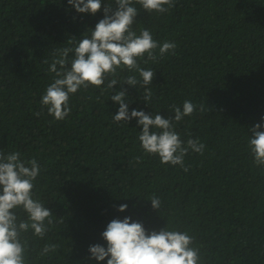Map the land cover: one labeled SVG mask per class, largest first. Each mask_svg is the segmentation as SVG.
<instances>
[{
    "label": "trees",
    "instance_id": "obj_1",
    "mask_svg": "<svg viewBox=\"0 0 264 264\" xmlns=\"http://www.w3.org/2000/svg\"><path fill=\"white\" fill-rule=\"evenodd\" d=\"M107 4L117 7L103 0L92 15L78 13L68 0H0V150L38 161L34 198L58 221L43 240L31 230L24 234L27 264H107L90 259L89 246L106 248L108 223L129 216L149 233L166 226L187 231L202 264H264V171L248 150L250 128L264 125V0H176L162 15L134 4L137 35L147 28L177 49L156 63L140 62L156 72L153 99L148 105L143 88L125 84L129 113L169 118L173 104L204 105L203 113L176 125L183 141L205 144L203 155L190 150L185 156L187 173L144 154L137 119L113 121L119 104L110 96L119 83L113 92L90 86L71 95V113L62 121L40 104L54 78L47 71L52 52L90 37ZM128 75L141 79L126 70L117 78ZM153 194L160 211L147 200ZM121 204L126 211H118ZM46 243L60 247L41 257Z\"/></svg>",
    "mask_w": 264,
    "mask_h": 264
},
{
    "label": "clouds",
    "instance_id": "obj_2",
    "mask_svg": "<svg viewBox=\"0 0 264 264\" xmlns=\"http://www.w3.org/2000/svg\"><path fill=\"white\" fill-rule=\"evenodd\" d=\"M103 0H68V4L78 13L95 15L102 8ZM176 0H115L103 7L104 18L91 30L90 37L84 36L74 47L55 49L47 71L54 74L42 96L40 104L47 109L48 115L56 121H62L71 113L70 96L90 86L103 90H114L121 85V90L110 99L119 104V110L113 121L129 123L133 118L142 126L138 139L145 155L158 156L161 164L179 165L184 172L189 171L184 158L192 152L204 154L205 144L199 139H181L176 125L185 117L192 116L197 110L205 111L204 105H196L191 100L183 102L182 109L175 104L170 106L174 116L165 118L158 112L154 116L142 110L132 109L124 85L144 89L142 100L148 105L153 99L152 88L156 72L144 68L143 64L156 63L165 55H176L177 44L165 40L162 44L153 38L147 28L140 34L133 29L139 4L148 13L164 14L175 6ZM71 43V41H70ZM158 50V51H157ZM74 57L69 59V54ZM44 63L48 64L47 60ZM70 64V67H69ZM128 71L136 75L117 78L119 72ZM39 116L40 113H35ZM264 120V117H262ZM175 122V123H174ZM264 125L257 123L250 128L248 150L254 158V165L264 171ZM155 129V131H154ZM136 163L142 157H134ZM42 169L38 161L22 159L19 151L5 154L0 150V264H27V240L24 234L30 230L34 237L43 240L58 222L53 218L52 210L45 206L38 197L34 198L33 189ZM147 200L153 210H161V200L155 194ZM127 204H121L119 212H124ZM17 210L25 213L27 219H21ZM62 222V218L60 217ZM107 247L100 244L90 245V259L107 264H202L199 247H193L195 239L187 231L170 229L168 226L150 233L140 221L125 217L108 223L102 233ZM60 245L46 243L41 249V257L49 256Z\"/></svg>",
    "mask_w": 264,
    "mask_h": 264
}]
</instances>
